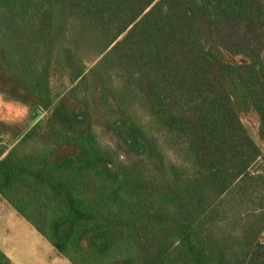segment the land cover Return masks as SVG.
<instances>
[{
    "label": "trees",
    "instance_id": "trees-1",
    "mask_svg": "<svg viewBox=\"0 0 264 264\" xmlns=\"http://www.w3.org/2000/svg\"><path fill=\"white\" fill-rule=\"evenodd\" d=\"M0 94V195L71 263L264 264V0H0Z\"/></svg>",
    "mask_w": 264,
    "mask_h": 264
},
{
    "label": "rangeland",
    "instance_id": "rangeland-1",
    "mask_svg": "<svg viewBox=\"0 0 264 264\" xmlns=\"http://www.w3.org/2000/svg\"><path fill=\"white\" fill-rule=\"evenodd\" d=\"M53 94L55 99L58 100L64 94H67L71 90L72 85L66 78H54L52 81ZM0 120L4 121L16 129L24 130L26 124L33 122L31 118V110L25 105L6 101L10 97L0 94ZM96 115L94 126L101 143L119 152L123 158L135 156L132 154L126 142L128 136L132 134V128L130 123L121 115L122 113L116 108L110 96H107L104 88L97 96V102L95 105ZM33 111V110H32ZM43 113V112H42ZM243 121L249 127L251 133L255 138L258 136V121L255 116H243ZM149 117L144 119L148 122ZM157 135V133H156ZM137 146V145H136ZM144 157L150 159V155L146 154ZM256 164L253 170H256L259 166ZM4 200V199H3ZM6 203V201H4ZM0 201V206H1ZM24 228L20 226L17 230V235L20 237V244L17 239L15 244L16 253L14 255L13 262L15 264H73L67 258L57 253L56 249L37 231L35 233L30 232V223L25 219ZM7 232V215L3 210V215L0 216V237L4 236ZM17 243V244H16Z\"/></svg>",
    "mask_w": 264,
    "mask_h": 264
},
{
    "label": "crops",
    "instance_id": "crops-1",
    "mask_svg": "<svg viewBox=\"0 0 264 264\" xmlns=\"http://www.w3.org/2000/svg\"><path fill=\"white\" fill-rule=\"evenodd\" d=\"M1 97V96H0ZM1 100V98H0ZM6 138L9 139V136H6ZM0 216L3 215V210L7 215V232H5L4 236L2 238L0 237V248L8 255V257L12 260H14V255L16 253L15 244L13 242H16V240H19V244H24L25 240L23 242H20V237L17 235V230L20 228H24L25 222H23L21 217L15 209L0 195ZM6 201V203L4 202ZM26 220V219H25ZM27 221V220H26ZM29 223V222H28ZM31 225V224H30ZM37 231L33 225L30 226V232L35 233ZM38 232V231H37ZM39 233V232H38ZM40 234V233H39ZM47 240V239H46ZM48 241V240H47ZM49 242V241H48ZM50 243V242H49ZM17 244V243H16ZM51 244V243H50ZM25 245V244H24ZM57 251V250H56ZM58 253V251H57ZM14 263V262H13ZM15 264V263H14Z\"/></svg>",
    "mask_w": 264,
    "mask_h": 264
}]
</instances>
